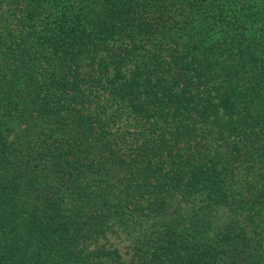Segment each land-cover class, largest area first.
Wrapping results in <instances>:
<instances>
[{"label": "trees", "instance_id": "obj_1", "mask_svg": "<svg viewBox=\"0 0 264 264\" xmlns=\"http://www.w3.org/2000/svg\"><path fill=\"white\" fill-rule=\"evenodd\" d=\"M0 264H264V0H0Z\"/></svg>", "mask_w": 264, "mask_h": 264}, {"label": "rangeland", "instance_id": "obj_2", "mask_svg": "<svg viewBox=\"0 0 264 264\" xmlns=\"http://www.w3.org/2000/svg\"><path fill=\"white\" fill-rule=\"evenodd\" d=\"M127 242V240H120L117 237H110L109 239V244H113L114 246L119 247L125 257H129V255L127 254Z\"/></svg>", "mask_w": 264, "mask_h": 264}]
</instances>
